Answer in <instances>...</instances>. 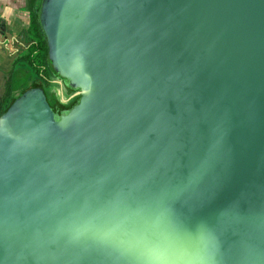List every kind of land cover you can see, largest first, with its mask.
<instances>
[{"label": "water", "instance_id": "1", "mask_svg": "<svg viewBox=\"0 0 264 264\" xmlns=\"http://www.w3.org/2000/svg\"><path fill=\"white\" fill-rule=\"evenodd\" d=\"M46 67L0 113V264H264V0H39Z\"/></svg>", "mask_w": 264, "mask_h": 264}, {"label": "trees", "instance_id": "2", "mask_svg": "<svg viewBox=\"0 0 264 264\" xmlns=\"http://www.w3.org/2000/svg\"><path fill=\"white\" fill-rule=\"evenodd\" d=\"M38 3L39 0H28L30 22L28 28L25 31V37L28 41V45L25 47L24 51L19 55H16L13 60L12 69L7 75L5 89L0 100V113L9 106L16 96H18L23 90L27 88H23L18 95H13L14 90L12 84V75L15 71L23 70L24 66L29 68L33 74L41 77V83H33L30 85V87H42L45 91L47 101L50 106L57 109H65L70 107L76 99V97L72 95V91L64 86L62 80L55 79L46 67L45 39L36 18V9ZM17 66H19V68H17Z\"/></svg>", "mask_w": 264, "mask_h": 264}, {"label": "crops", "instance_id": "3", "mask_svg": "<svg viewBox=\"0 0 264 264\" xmlns=\"http://www.w3.org/2000/svg\"><path fill=\"white\" fill-rule=\"evenodd\" d=\"M30 18L28 0H0V100L16 57V45L26 39Z\"/></svg>", "mask_w": 264, "mask_h": 264}, {"label": "rangeland", "instance_id": "4", "mask_svg": "<svg viewBox=\"0 0 264 264\" xmlns=\"http://www.w3.org/2000/svg\"><path fill=\"white\" fill-rule=\"evenodd\" d=\"M28 45V41L26 39H22L16 45V54L19 55L24 51L25 47ZM19 68V66H17ZM40 76L33 74L29 68L24 66L23 70L15 71L12 75V84H13V95L16 96L20 93L23 88H28L33 83H41ZM46 88V87H45ZM48 89V87H47ZM50 89V88H49Z\"/></svg>", "mask_w": 264, "mask_h": 264}, {"label": "flooded vegetation", "instance_id": "5", "mask_svg": "<svg viewBox=\"0 0 264 264\" xmlns=\"http://www.w3.org/2000/svg\"><path fill=\"white\" fill-rule=\"evenodd\" d=\"M53 81V80H52Z\"/></svg>", "mask_w": 264, "mask_h": 264}]
</instances>
